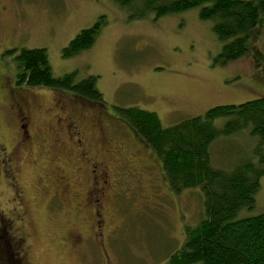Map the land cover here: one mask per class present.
Listing matches in <instances>:
<instances>
[{"label": "rangeland", "instance_id": "374dc122", "mask_svg": "<svg viewBox=\"0 0 264 264\" xmlns=\"http://www.w3.org/2000/svg\"><path fill=\"white\" fill-rule=\"evenodd\" d=\"M8 6L10 12L0 16V79L11 92L8 101L13 108L0 106V142L10 148L19 135L14 111L16 103L20 109L22 105L15 99L13 88L31 101L30 105L40 108L31 109L33 141L16 151L18 185L13 191L6 184L10 179H3L0 172V218L14 220L12 231L24 239L23 259L30 264H167L170 254L182 244L184 228L203 217L202 191L196 187L172 193L148 152L138 149L128 130L108 115L114 117L115 106L139 107L156 113L168 126L214 106L264 97V14L252 34L248 53L222 65L217 60L221 43L211 30L212 22L200 19L198 9L156 19L154 12H148L129 20V13L115 0H21L20 8L15 0ZM144 9L135 5L131 13ZM101 16L105 24L92 47L75 57H62V50L76 34ZM21 48L45 49L54 77L72 72L77 80L96 77L97 90L106 104L98 129H92L93 134L104 138L99 147L119 146L139 160L129 178L121 177L119 182L110 179L105 227L96 230L95 236L90 211L76 210L87 187L82 178L87 175L85 167L74 146L67 143L61 148L52 140L63 133L50 131L53 124L49 121L52 116L72 111L80 122L93 125L89 121L94 111L73 104L65 92L15 85L16 61L5 52ZM59 100L63 109L55 107ZM58 128L62 129L61 123ZM253 144L242 134L219 139L210 147L211 162L228 169L248 151L251 155ZM95 149L100 150L92 146L91 151ZM62 167L71 176L69 191L57 189L56 168ZM261 213L264 177L253 207L241 210L237 218ZM76 227L85 234L81 244L74 247L67 234Z\"/></svg>", "mask_w": 264, "mask_h": 264}, {"label": "trees", "instance_id": "16d2710c", "mask_svg": "<svg viewBox=\"0 0 264 264\" xmlns=\"http://www.w3.org/2000/svg\"><path fill=\"white\" fill-rule=\"evenodd\" d=\"M128 19L154 12L155 19L190 9L199 18L212 22L211 30L221 43L217 60L222 64L243 58L253 32L264 14V0H115ZM135 5L145 9L132 14ZM104 17L81 30L62 50L72 58L89 50L95 42ZM14 57L19 88H42L70 95L84 107L105 113V102L97 90V78L77 80L75 72L54 77L45 49L21 48L5 52ZM11 93V92H10ZM9 98V94L7 99ZM112 114L132 134L135 145L155 161L161 179L174 194L200 188L203 217L185 227L182 244L169 256L167 264H264V213L237 218L251 209L264 177V97L240 104L218 105L204 114L162 124L154 112L139 107H113ZM242 134L253 144V152L240 156L225 169L211 162L210 147L219 139ZM247 148L250 147L247 145ZM10 219L0 218V264H30L23 259L22 238L12 231Z\"/></svg>", "mask_w": 264, "mask_h": 264}, {"label": "flooded vegetation", "instance_id": "af4514ba", "mask_svg": "<svg viewBox=\"0 0 264 264\" xmlns=\"http://www.w3.org/2000/svg\"><path fill=\"white\" fill-rule=\"evenodd\" d=\"M11 1L15 0H0V16H2L5 12H10V6L8 4ZM18 4V8L21 6V0H16ZM25 12V10H24ZM21 89V88H20ZM17 88L12 89V93L15 95V99L21 103V109L17 103L15 104L16 110L14 111V116L18 123V138L17 140L11 145L12 147L8 148L4 143L0 142V172L2 178L4 179L9 178L10 181H6V184L9 188L15 189L17 182H16V175L14 171V162L18 159V152L16 156V151H21L26 146H30L31 142L33 141L34 135L32 133V129L34 128V120L31 110L34 108L35 110H40L37 105H30L32 104L29 100H24L20 94L17 93ZM10 93L9 90H5V84L0 79V106L13 108L7 99L8 94ZM18 96V97H16ZM69 100L74 104H78L75 102L70 95H66ZM65 97V96H61ZM62 105L61 100L56 103L55 107L58 109ZM67 107V106H66ZM94 111V116L91 118L89 122L91 124H84L78 114L72 113V111H68L65 115L61 116H52L50 118V125L52 122L53 130H50L56 135L62 132V136H59L58 139H52L54 142L59 143L62 145L61 148L68 146H74L76 151H78V158L81 159V166L85 167L86 170V177H82L83 180L86 181L87 187L84 190V194L80 202L78 203V207L76 210H89L91 213V228L93 229V235H97L96 230H102L105 227L106 216H107V209H106V201L109 199V195L107 194L108 187H110V179L117 178L119 182V178H129L130 170L134 169L139 165V160L133 152L127 151L125 148H120L119 146H108L107 148H100L99 146H103V136L100 133H92V129L95 126L98 129V125L100 119L102 117L101 112L97 108L89 107ZM50 110V109H49ZM48 110V111H49ZM46 111H44L45 113ZM109 118L114 120V117L108 115ZM65 122V123H64ZM61 123V128H58ZM95 129L94 132L97 130ZM40 132V129H37V133ZM62 137V140L60 138ZM66 139V140H65ZM92 146H96L97 149L94 152L91 151ZM111 149L109 150V148ZM21 149V150H20ZM138 149H140L138 147ZM142 149V148H141ZM118 155V158H117ZM27 156H30V152H27ZM119 157H121L119 159ZM59 174L55 177V181L57 183L58 190H70V174H68L67 169L65 167L56 168ZM81 168H79L80 170ZM12 177L15 179L12 180ZM68 182L70 184H68ZM101 182V183H100ZM100 184L102 185L100 189ZM94 185L99 186L95 188ZM106 186H108L106 188ZM115 186V185H113ZM112 186V187H113ZM20 202L23 201L21 196H17ZM17 199V198H16ZM76 211V212H77ZM88 211V212H89ZM80 220V219H79ZM14 220H10V224L13 223ZM69 233L67 234L69 243L79 246L82 242L85 232L83 229L70 228L68 229ZM101 236V234H99ZM21 242L24 243V239H21Z\"/></svg>", "mask_w": 264, "mask_h": 264}]
</instances>
